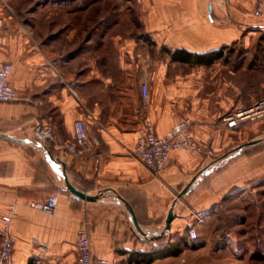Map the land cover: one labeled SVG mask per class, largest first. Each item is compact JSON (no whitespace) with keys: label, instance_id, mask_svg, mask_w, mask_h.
<instances>
[{"label":"crops","instance_id":"crops-1","mask_svg":"<svg viewBox=\"0 0 264 264\" xmlns=\"http://www.w3.org/2000/svg\"><path fill=\"white\" fill-rule=\"evenodd\" d=\"M254 6L255 0H0V64L13 65L11 84L19 95L15 102L0 103V134L19 141L0 138V227L13 212L16 264H74L77 233L86 222L94 256L115 264H134L132 254L177 242L179 256L150 264H263L253 257L246 261L242 238L216 232L215 214L209 212L260 172L253 161L264 143L204 176L156 243L134 229L120 200L154 235L177 195L213 161L175 151L167 170L152 175L131 153L146 119L163 136L190 118L195 137L217 158L231 150L233 130L221 125L225 114L217 118L210 107L198 106L188 89L202 73L195 68L210 66L173 60L171 53L209 54L245 42L247 34H264V16L255 17ZM176 65L192 69L172 70ZM143 80L151 92L146 107L140 100ZM79 119L91 142L86 170L62 148L74 138ZM53 125L54 137L42 136ZM45 150L66 166L76 188L103 200H75ZM51 195L59 198L53 213L30 206ZM195 213L205 216L204 226ZM193 227L197 241L189 237Z\"/></svg>","mask_w":264,"mask_h":264},{"label":"rangeland","instance_id":"rangeland-1","mask_svg":"<svg viewBox=\"0 0 264 264\" xmlns=\"http://www.w3.org/2000/svg\"><path fill=\"white\" fill-rule=\"evenodd\" d=\"M247 36L245 42L240 41L230 46L228 50L226 49L223 58L212 66L202 69L195 68L202 70V73L192 78L189 84L190 88L188 89L197 105L203 109H206L207 106L210 107L211 110L208 112L218 114L217 118L239 106L252 107L256 102L264 99V34L252 33ZM259 38L263 39L262 42L258 40ZM179 69L189 71L192 68L184 65H176L172 68L174 71ZM222 126L224 129L226 128L224 125ZM222 126L216 125L215 129L221 130ZM231 136L233 141L229 148L230 151L264 137V117L241 125L238 129L233 130ZM202 145L207 150L213 151L214 155L211 158L213 161L219 159L217 152L212 147ZM259 149L258 155L261 156L253 161V164L261 165L260 172H257L251 181L245 182L243 190L234 195L231 194L223 201V204L214 207L209 215L215 214L213 217L216 218H213L212 221L216 224V227L213 228L216 232L232 231L242 238L241 247H244H242V253L243 256H246L244 257V259L247 258L246 261L249 257H253L256 261L264 264V144ZM247 158L245 157V159ZM196 214L198 213L193 214L195 220ZM196 223L204 226L206 224L205 216L202 223H198L197 220ZM222 238L217 237L220 240ZM198 239L197 230L196 238L193 241Z\"/></svg>","mask_w":264,"mask_h":264},{"label":"built area","instance_id":"built-area-1","mask_svg":"<svg viewBox=\"0 0 264 264\" xmlns=\"http://www.w3.org/2000/svg\"><path fill=\"white\" fill-rule=\"evenodd\" d=\"M253 15L257 18L264 16V0H255ZM13 65L10 63L0 64V103H12L19 99L17 90L11 84ZM150 99V85L147 80L140 83L141 105L146 107ZM139 109L135 110L138 114ZM264 117V99L255 103L252 107L239 106L233 111L226 113L221 120L222 125L227 129L236 130L241 125ZM194 122L190 118L179 121L165 135L159 136L156 133L155 125L151 120L144 121V129L139 133L134 150L131 152L152 175L158 176L167 170L171 155L178 151L192 155H205L212 158V150H207L199 143L193 132ZM52 129L42 130V136L47 139L54 137ZM90 137L87 125L84 120L79 119L74 125V138L63 143V150L72 156L86 170L88 153L90 151ZM58 196L51 195L45 201L31 203L30 206L45 213H53L58 204ZM13 211V209H12ZM11 212L2 218L0 227V264H16L14 249L16 238L11 234L12 217ZM198 223L203 222V217L196 214ZM88 222L82 226L77 233L75 242L78 257L74 264H115L109 258L95 257L92 251L91 239L88 231ZM197 229L193 227L189 230L190 239L196 238ZM153 243H156L155 241Z\"/></svg>","mask_w":264,"mask_h":264},{"label":"water","instance_id":"water-1","mask_svg":"<svg viewBox=\"0 0 264 264\" xmlns=\"http://www.w3.org/2000/svg\"><path fill=\"white\" fill-rule=\"evenodd\" d=\"M0 138L8 140V141L19 142L16 139H14L13 137L3 135V134H0ZM25 142L30 143L29 140H27ZM33 143L36 144L40 148L46 149V147H44V145H42L41 143H37V142H33ZM262 143H264V137H261L257 140H253V141H250L244 145H241L238 148L226 153L223 157L212 161L210 165H208L205 169L200 171L193 178V180L190 183H188V185H186V187L177 195L176 199L174 200L172 206L170 207V209L168 211L163 229H161L158 233L156 232L154 235H152L149 232H145L139 224V221L137 219V216H136L134 209L128 203H126L125 201L120 199L119 197H118V199H120L124 203L125 207L127 208V211L129 213V216H130V220L132 222V225H133L134 229L140 234V236L142 238H144L145 240H148L150 242L158 241L162 238L163 235L167 234L170 231L171 224L174 221V219L176 218V208H177L178 204L198 186L199 182L203 179L204 176L210 174L211 172H214L216 169L223 166L224 164L229 162L231 159L240 156L247 149L253 148V147L258 146ZM46 153H47V151H46ZM47 157L49 158L50 162L53 163L55 169L58 171L60 178L64 181L66 190L69 193H71L72 197L75 200L82 199V200H86L88 202H97V201L103 200V196H100V195L92 196V195L85 193V192H82L78 188H76L69 181V178H68L67 173H66V166L62 162H58L55 159H53V157L48 153H47Z\"/></svg>","mask_w":264,"mask_h":264},{"label":"trees","instance_id":"trees-1","mask_svg":"<svg viewBox=\"0 0 264 264\" xmlns=\"http://www.w3.org/2000/svg\"><path fill=\"white\" fill-rule=\"evenodd\" d=\"M229 48L225 47L220 50L214 51L209 54L204 55H193L186 53V57L180 58L179 55L182 53H185L184 51H175L174 53H171L173 60H179L182 62L190 63V64H196V65H206L211 66L218 60H221L224 56V52L227 51ZM182 252V245L180 243H168L161 246L159 250L152 251L151 254L149 253H137L132 254L129 258V261L134 264H150L153 263L155 260L165 257H171V256H179Z\"/></svg>","mask_w":264,"mask_h":264}]
</instances>
